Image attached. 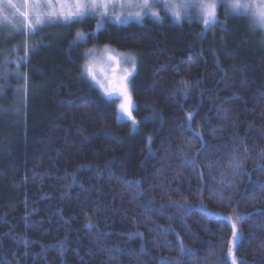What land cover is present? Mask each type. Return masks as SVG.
I'll list each match as a JSON object with an SVG mask.
<instances>
[{
    "label": "trees",
    "instance_id": "trees-1",
    "mask_svg": "<svg viewBox=\"0 0 264 264\" xmlns=\"http://www.w3.org/2000/svg\"><path fill=\"white\" fill-rule=\"evenodd\" d=\"M95 21L1 28L0 264H231L236 216L235 264H264V29ZM99 46L135 57V125L85 74Z\"/></svg>",
    "mask_w": 264,
    "mask_h": 264
},
{
    "label": "snow or ice",
    "instance_id": "snow-or-ice-1",
    "mask_svg": "<svg viewBox=\"0 0 264 264\" xmlns=\"http://www.w3.org/2000/svg\"><path fill=\"white\" fill-rule=\"evenodd\" d=\"M29 0H25L28 3ZM223 6L234 13H241L251 15L255 18L256 22L264 26V0H220ZM154 4H159L165 11L171 9L173 17L180 18L182 13L180 9L197 8L200 10V15L197 19H202L206 26H210L217 22V3L216 0H181L179 4L170 3V0H33L30 5V11L21 12L20 9L13 3V0H0V20L8 21L9 16L7 14L8 9H14V14H18L27 20L26 29L27 31H36L40 26L45 23H72L76 21H82L86 17H99L97 23V29L100 30L104 27V21L109 19H121L120 16H112V13L117 8H139L144 12V15H153L156 19H159L158 13L151 12ZM125 15H133L128 12ZM136 18L142 19L140 12L134 13ZM186 15V13H185ZM95 35V33H76V39L73 41L74 44L86 42L88 36ZM86 55L92 57L84 65L85 74L88 75L91 80L98 85L102 93L111 98L116 96L121 99V103L118 106L120 113H125L129 118H132L131 109L133 102L128 90L127 81L136 71L135 57L124 56L125 60L132 62V67L121 68V56L123 54L115 53L114 50L105 46L102 55L103 58L110 62L114 67L110 69L111 75L101 66L96 57V50H89ZM120 71L123 74L117 75ZM99 72L100 77L98 79L97 73ZM193 114H189L191 118ZM132 123L135 125L136 121L132 118ZM199 135V133H197ZM239 167V164H236ZM242 219L240 216H236L234 219L229 218L228 222L232 228L233 245L228 249L226 258L230 260L231 264H235V245L240 240L241 236L237 230L236 221Z\"/></svg>",
    "mask_w": 264,
    "mask_h": 264
},
{
    "label": "rangeland",
    "instance_id": "rangeland-1",
    "mask_svg": "<svg viewBox=\"0 0 264 264\" xmlns=\"http://www.w3.org/2000/svg\"><path fill=\"white\" fill-rule=\"evenodd\" d=\"M41 2H43V0H41ZM135 2H139V0H135ZM181 2V0H170V3H174V4H179ZM197 2H199V0H197ZM13 3L16 4V6L20 9L21 12H28L30 11V5L33 3V0H29L28 3H25V0H13ZM216 3H217V17H218V7H219V4L221 3L220 0H216ZM182 15L180 18H175L173 17L172 13H171V9H169L168 11H165L161 8V6L159 4H154L153 8L151 9V12L153 13H158L159 14V19H161L163 16L165 15H170L171 18H174L175 20H179L181 18H185V17H198L200 15V10L197 9V8H188V9H180ZM15 10L14 9H8L7 10V14L9 16V20L8 21H3V20H0V31L2 30L1 28H4V29H8L10 30L11 29H23L25 30L26 29V24H27V20H25L23 17H21L20 15L18 14H14ZM128 12H131L133 13V15H125V13H128ZM136 12H140L141 13V16L144 17L146 15H144V12L139 9V8H136V7H133V8H117L113 13H112V16L115 17V16H120L121 19L117 20V19H109L110 21H114V22H118V23H124V22H127V21H130V20H142V19H138L136 18V16L134 15V13ZM186 13V15H185ZM243 13V12H241ZM153 16V15H151ZM154 17V16H153ZM249 17L251 18L252 20V27L254 28H263L264 29V26H261L259 25L255 18L251 15H249ZM98 20H99V17H96V26H97V23H98ZM57 23H63V22H55V23H45L43 26H40L38 28V30H40L42 27H45L47 25L49 26H53V25H56ZM27 33H31L33 31H27L25 30ZM37 31V30H36ZM34 31V32H36ZM6 36V33L3 35V37ZM26 39V42L29 41L28 37L25 38ZM105 46H99V47H95V48H92V49H95L96 50V57L98 59V62L101 66H103L105 68L106 71L109 72V75H111V72H110V69L112 67H114V65H112L110 62L106 61L104 58H103V55H102V51L104 49ZM109 47V46H108ZM110 49L114 50L115 53H120V54H123L121 56V62H120V67L121 68H131L132 67V62L131 61H128V60H125L123 57L124 56H133V54L131 53H128V52H123V51H120L116 48H113V47H109ZM91 50V49H90ZM89 52V51H88ZM90 59H92V57H90L89 55H87L86 57V60H85V63L88 62ZM6 63V62H5ZM135 64H136V60H135ZM135 73V72H134ZM134 73L132 74V76L134 75ZM123 73L118 71L117 72V75H122ZM88 76V75H87ZM97 76H98V79L99 78H102L100 77L99 75V72L97 73ZM132 76L129 78V80L127 81V84H128V90H129V93H130V96H131V100L133 102V107L131 109V113H132V118L135 119L136 121V124H137V120H136V117H135V114H134V107H135V101L133 99V94H132V89H131V78ZM113 99L116 100L118 106L119 104L122 102L120 98L116 97V96H113L111 97ZM119 115L121 118H124V119H128L130 121H132V118H129L127 116V114L125 113H120L119 112Z\"/></svg>",
    "mask_w": 264,
    "mask_h": 264
}]
</instances>
